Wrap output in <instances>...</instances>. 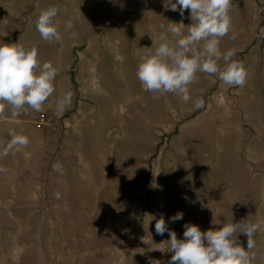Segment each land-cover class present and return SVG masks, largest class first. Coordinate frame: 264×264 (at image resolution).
Masks as SVG:
<instances>
[{
	"label": "rangeland",
	"instance_id": "obj_1",
	"mask_svg": "<svg viewBox=\"0 0 264 264\" xmlns=\"http://www.w3.org/2000/svg\"><path fill=\"white\" fill-rule=\"evenodd\" d=\"M171 3L0 0V28L20 31L56 6L62 37L39 45L55 52L58 69L46 124L0 131V146L10 133L30 141L0 156V264H167L173 253L154 250L170 239L155 232L160 218L178 239L186 224L258 223L254 264H264V0H232L236 38L220 41L221 52L236 49L246 85L197 73L188 103L172 93L154 99L136 76L160 34L172 39L170 22L185 34L193 23L190 10L181 16ZM177 212L183 219L172 222ZM235 235L247 249V235Z\"/></svg>",
	"mask_w": 264,
	"mask_h": 264
},
{
	"label": "clouds",
	"instance_id": "obj_2",
	"mask_svg": "<svg viewBox=\"0 0 264 264\" xmlns=\"http://www.w3.org/2000/svg\"><path fill=\"white\" fill-rule=\"evenodd\" d=\"M231 6L232 0H175V3L167 6L171 11H179L181 16H184L185 10H190L193 23L185 34L182 22H170L166 32L172 39L162 32L158 46L141 57L136 76L144 90L153 94L154 99L172 93L188 103L191 99L189 86L196 82L197 73L216 76L223 85L243 88L248 72L243 63L233 59L236 49L220 50L223 37L232 33L231 38H236L229 14ZM59 11L56 6H48L39 12L35 26L43 40H61L56 20ZM72 27V19L67 20L65 30ZM75 36L76 33H71L72 38ZM201 42L202 49L198 47ZM220 61H223V67ZM57 75L58 69L51 62L41 63L37 47H26L19 42L0 44V115L9 107L12 116H19L29 108L42 111L43 105L55 91ZM70 97L71 93H66L59 100L58 112L64 110ZM203 106L202 99L194 102L197 109ZM9 135L6 145L0 146V156H7L14 150L20 151L30 142L23 134ZM56 195L59 198V194ZM170 219L172 222L181 220L183 213L177 212ZM259 228L258 223L228 222L217 230L201 231L196 225L186 224L184 238L178 239L176 232L169 230L165 220L160 218L155 223V232L161 236L168 232L170 239L166 241V246L154 250L162 254L173 253L167 264H254L256 245L253 237ZM237 233L247 235V249L237 242ZM149 264H161V261L150 259Z\"/></svg>",
	"mask_w": 264,
	"mask_h": 264
},
{
	"label": "crops",
	"instance_id": "obj_3",
	"mask_svg": "<svg viewBox=\"0 0 264 264\" xmlns=\"http://www.w3.org/2000/svg\"><path fill=\"white\" fill-rule=\"evenodd\" d=\"M20 43L26 47H37L39 59L41 63L43 62H51L53 66H56V57L55 52H43L41 47L39 46L43 39L40 34L36 30V26L33 25L31 21L26 22L20 31H16V29L9 28H0V44H10V43ZM56 86V78L54 80V87ZM56 87L53 95L49 97V99L43 105L42 111H33L30 108L26 112H22L19 116H12L11 108H6L3 115H0V131H23L26 129L27 132L33 131V123L35 128V123L38 120L40 113L48 112L49 115L52 110L55 109L56 106ZM46 114V113H45ZM47 116V115H46ZM9 125H17L19 128H8L4 126Z\"/></svg>",
	"mask_w": 264,
	"mask_h": 264
},
{
	"label": "built area",
	"instance_id": "obj_4",
	"mask_svg": "<svg viewBox=\"0 0 264 264\" xmlns=\"http://www.w3.org/2000/svg\"><path fill=\"white\" fill-rule=\"evenodd\" d=\"M47 116L45 113H40L39 117H38V120L36 121L35 123V127L37 129H41L44 127V125L46 124L47 122Z\"/></svg>",
	"mask_w": 264,
	"mask_h": 264
}]
</instances>
